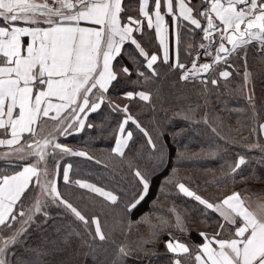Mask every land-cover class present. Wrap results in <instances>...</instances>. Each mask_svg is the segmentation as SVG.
Returning <instances> with one entry per match:
<instances>
[{"label": "snow or ice", "instance_id": "obj_1", "mask_svg": "<svg viewBox=\"0 0 264 264\" xmlns=\"http://www.w3.org/2000/svg\"><path fill=\"white\" fill-rule=\"evenodd\" d=\"M250 182L264 0H0V264H264Z\"/></svg>", "mask_w": 264, "mask_h": 264}, {"label": "trees", "instance_id": "obj_2", "mask_svg": "<svg viewBox=\"0 0 264 264\" xmlns=\"http://www.w3.org/2000/svg\"><path fill=\"white\" fill-rule=\"evenodd\" d=\"M232 87L233 88H235L236 87V85L235 84H233L232 85ZM162 91H163V93H165V94H167L168 93V91H169V84L168 83H163L162 84ZM239 103V104H243V101L242 100H238V97H236V96H233V97H230L229 98V103H230V106L232 105V104H235V103ZM160 115L161 116H163L164 115V113L163 112H161L160 113ZM169 115H171V112H169ZM174 120H175V122H176V124L178 125V126H182L183 125V120L180 118V117H175L174 118ZM229 123H231V124H233L234 126H235V120L233 119V120H231V121H229ZM244 134H246V133H244ZM167 139L169 140V142H171V136H168L167 137ZM180 138L178 137V140H179ZM69 143H75L76 141H72V140H70V141H68ZM183 141L180 143V147L181 148H183ZM176 147H177V145H172V155H173V157L175 156V150H176ZM197 147H199V145H196L195 147H192V148H190L189 149V151L190 152H192V151H196V148ZM69 159H72V158H69ZM220 164H221V162L220 161H216L215 163H209V162H207V161H205V160H196V159H193V160H185V161H183L182 163H181V171L182 172H187V174L188 175H190V176H192V177H194V178H198L200 181H201V183H203L204 181H208V182H211L212 181V176L211 175H209L208 173H207V169H209V168H215V169H217V174H219V168H220ZM170 167V166H169ZM61 183H62V181H61ZM252 183L253 184H258V183H256V182H250V186H251V192L249 193L251 196H259L258 194H257V192H256V190H255V188H254V185L252 186ZM229 187H231V184H229L228 185ZM240 187H243V185H239ZM221 187L223 188V185H221ZM215 189L213 188V189H210V191H214ZM167 207H168V204H167V202H165V204H164V208H162L161 210L162 211H166V209H167ZM148 209H146V211H147ZM152 219H155V217L153 216L152 217ZM190 219H196V220H200V219H202L201 217H192V218H190ZM146 228H147V226L145 225V226H143V228H142V231H144V230H146ZM210 230V229H209ZM137 235H138V233L135 231V230H133V232H132V234L129 236V241L131 242V241H135L136 239H137ZM177 235H179V233H177ZM164 238H166V236L164 237Z\"/></svg>", "mask_w": 264, "mask_h": 264}, {"label": "rangeland", "instance_id": "obj_3", "mask_svg": "<svg viewBox=\"0 0 264 264\" xmlns=\"http://www.w3.org/2000/svg\"><path fill=\"white\" fill-rule=\"evenodd\" d=\"M253 185H254V188H255V190H256V192H257V194H258L259 196L264 195V189H261V187H260L259 184H253V183H252V186H253Z\"/></svg>", "mask_w": 264, "mask_h": 264}, {"label": "crops", "instance_id": "obj_4", "mask_svg": "<svg viewBox=\"0 0 264 264\" xmlns=\"http://www.w3.org/2000/svg\"><path fill=\"white\" fill-rule=\"evenodd\" d=\"M254 200H264V195L261 196H252Z\"/></svg>", "mask_w": 264, "mask_h": 264}]
</instances>
